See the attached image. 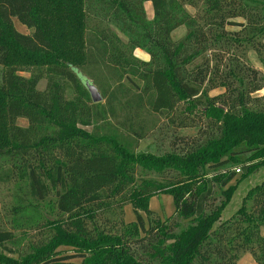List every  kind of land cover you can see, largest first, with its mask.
Masks as SVG:
<instances>
[{
    "label": "trees",
    "instance_id": "1",
    "mask_svg": "<svg viewBox=\"0 0 264 264\" xmlns=\"http://www.w3.org/2000/svg\"><path fill=\"white\" fill-rule=\"evenodd\" d=\"M71 1L84 60L50 67L40 90L43 74L9 63L12 48H54L39 0H0V187L18 191L13 220H0V264H238L246 253L264 264V181L223 219L264 166V0ZM150 115L171 132L158 155L131 149L158 127ZM158 194L173 198L167 219L150 207ZM123 203L134 221L108 215ZM32 231L45 235L21 252Z\"/></svg>",
    "mask_w": 264,
    "mask_h": 264
},
{
    "label": "rangeland",
    "instance_id": "2",
    "mask_svg": "<svg viewBox=\"0 0 264 264\" xmlns=\"http://www.w3.org/2000/svg\"><path fill=\"white\" fill-rule=\"evenodd\" d=\"M59 0H39L38 18L43 22L44 26L48 29L52 40L54 41V48L48 55H43L39 52H28L21 48H12L11 57L9 63L19 68L20 74L26 77H30L35 73L43 74V77L38 85L40 90H44L47 86L49 74L47 70L54 65H65L66 62H71L74 65L82 64L84 60V30L77 24V15L81 11L79 3H74L71 0H63L62 4L58 3ZM146 10L149 17H152V5L150 2L146 3ZM95 21L89 23L92 25ZM15 27L24 33H29L30 30L22 25L17 19H14ZM112 30L122 40L127 41V37L120 33L116 27L112 25ZM185 28L182 27L175 32V37H180L184 34ZM125 45V44H124ZM126 48V47H125ZM133 54L140 60H149V55L142 49L137 48L133 51ZM78 63V64H76ZM1 70L4 69L0 68ZM67 96L73 98L79 95L73 88L68 86ZM104 102V101H103ZM149 124L155 123L158 126L156 129H151L147 137L138 143L137 147L131 146V149L137 153H146L158 155L169 150V136L171 132H167L165 128V121L160 127V117L155 118L154 116H147ZM18 124L25 126L27 122L25 120H19ZM165 133H164V131ZM6 131V120H0V133ZM2 136V135H1ZM143 169V168H142ZM142 170V176L144 178H153L157 176L154 173ZM240 176L242 172H239ZM239 177V176H238ZM264 181V166L260 167L257 171L251 173L249 176L242 178L239 182L237 190L234 196L226 207L223 213V219H230L241 207L242 202L246 194L256 185ZM15 186L7 184L0 187V220L9 221L13 220L11 214L7 211L8 208L17 202L15 197L16 192ZM18 194V193H17ZM219 199H224L220 192L217 194ZM49 204V203H47ZM49 206V205H47ZM151 209L155 210L162 215L163 218L167 219L173 215L175 206L173 198L170 195L158 194L152 197L150 203ZM10 211V210H9ZM108 215L113 219H124L126 222H132L135 220V214L131 203H123L112 208ZM179 218V215L176 214ZM6 223V222H5ZM6 223L7 225H9ZM264 235V226L261 229ZM44 231H32L28 238L22 241L21 252L30 250L29 243L34 240H40L44 235ZM238 264H255V261L250 253L242 255Z\"/></svg>",
    "mask_w": 264,
    "mask_h": 264
},
{
    "label": "water",
    "instance_id": "3",
    "mask_svg": "<svg viewBox=\"0 0 264 264\" xmlns=\"http://www.w3.org/2000/svg\"><path fill=\"white\" fill-rule=\"evenodd\" d=\"M85 85L90 93L91 99L94 103L102 102L103 97L99 89L91 81L85 79Z\"/></svg>",
    "mask_w": 264,
    "mask_h": 264
},
{
    "label": "built area",
    "instance_id": "4",
    "mask_svg": "<svg viewBox=\"0 0 264 264\" xmlns=\"http://www.w3.org/2000/svg\"><path fill=\"white\" fill-rule=\"evenodd\" d=\"M236 171L239 173L240 172V169H237Z\"/></svg>",
    "mask_w": 264,
    "mask_h": 264
},
{
    "label": "crops",
    "instance_id": "5",
    "mask_svg": "<svg viewBox=\"0 0 264 264\" xmlns=\"http://www.w3.org/2000/svg\"><path fill=\"white\" fill-rule=\"evenodd\" d=\"M152 12H153V10H152ZM148 13V12H147ZM152 16H153V14H152Z\"/></svg>",
    "mask_w": 264,
    "mask_h": 264
}]
</instances>
